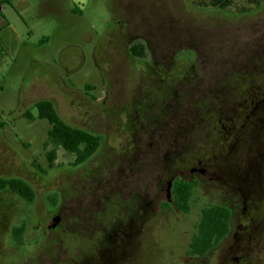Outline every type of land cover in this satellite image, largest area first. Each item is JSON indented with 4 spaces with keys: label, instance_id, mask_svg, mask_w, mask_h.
<instances>
[{
    "label": "rangeland",
    "instance_id": "obj_1",
    "mask_svg": "<svg viewBox=\"0 0 264 264\" xmlns=\"http://www.w3.org/2000/svg\"><path fill=\"white\" fill-rule=\"evenodd\" d=\"M207 1L0 0V178L21 179L35 193L26 205L0 192V264H80L88 257L101 264H264V210L237 230L242 199L218 187L209 169L188 213L155 200L165 168L174 167L169 160L180 158L174 147L197 143L203 150L213 139L202 117L201 138L191 127L178 139L197 116V99L205 113L215 92L235 100L264 91V3L249 13H241L244 0L226 11L196 5ZM133 44L144 46L143 58L130 56ZM41 100L69 126L102 137L82 166L72 168L73 157L59 149L48 168L50 126L34 108ZM243 138L228 168L219 154H202L197 167L208 168L215 156L223 177L259 192L264 126ZM214 204L235 212L237 240H222L205 259L189 258L201 210ZM245 204L250 218L253 204ZM120 225L126 237L111 241L122 239L121 249L99 250L104 231L112 235ZM19 227L24 246L10 239Z\"/></svg>",
    "mask_w": 264,
    "mask_h": 264
},
{
    "label": "flooded vegetation",
    "instance_id": "obj_2",
    "mask_svg": "<svg viewBox=\"0 0 264 264\" xmlns=\"http://www.w3.org/2000/svg\"><path fill=\"white\" fill-rule=\"evenodd\" d=\"M186 75V73H185ZM183 79V77H181ZM184 80V79H183ZM255 92L253 93L252 97L250 98H245V99H230L232 96V93L229 92L230 95H227L226 98H221V96H218V93L215 92L214 94L211 95L212 101L209 103V107L206 109V112L200 110V106H198V103L201 102L200 99H197V104L195 105V109L197 110L196 118L191 122V120L186 121V125L180 129L178 132V139L181 138L182 133L192 134V128L194 129L193 132L198 134L199 136L203 134V129H202V123L203 120L202 118L207 122H210L212 126L209 129V134L212 135L213 139L211 140L209 148H201L197 143L193 146H176L175 148V153L179 154L180 158H178L177 161H174L175 159L169 160V162L174 166L171 169H166V174H168L165 177V180L160 181L158 183L159 189L157 190V193L155 194V200L157 201L158 198L163 199L162 202H160V208L161 209H167L171 208L172 206H175V199L173 195V183L177 180H190V181H195L196 183L199 184V181L204 177L205 172L209 173V177L217 182H219L218 187L224 186L227 188V190L234 196H237L242 199V205L244 206L242 216H243V222L242 224H239V226H236L237 230L243 229L245 227V224L247 225V220L250 219L252 221V218L258 219V215L264 210L261 205L264 207V190L261 191H256V190H251L252 193L248 191V188L245 186L243 189H239L236 187V179H232V176L230 177L228 175L222 176L221 172L219 171L218 168V163L217 159L214 157L213 159V164L210 165L208 168H199L197 167L198 165L202 164V154L207 155H222L221 159L227 163L226 168H228V162L232 161L234 159L235 154L237 153V150L241 146V141L244 140L243 136L249 131V129L257 128L258 126H264V91L263 88L257 87L254 89ZM228 92V91H226ZM222 95V94H220ZM180 103L186 102L187 100L184 99L183 96L179 98ZM183 105V104H182ZM199 107V109H198ZM201 111V113L199 112ZM261 112L262 115L256 116L254 113L255 112ZM186 112L182 113L185 114ZM204 113L203 116L202 114ZM188 115V114H187ZM202 117V118H201ZM256 117V118H255ZM190 119V118H189ZM252 119V120H251ZM192 127V128H191ZM193 133V134H194ZM207 135V134H206ZM208 136V135H207ZM177 138V136H176ZM201 138V136H200ZM243 139V140H242ZM220 142V143H219ZM162 150V149H160ZM164 151V150H162ZM160 151V152H162ZM168 151V150H167ZM165 153V152H164ZM204 155V156H205ZM208 162L212 163L211 158L207 160ZM178 166H177V165ZM209 169V170H208ZM261 176L264 179V164L261 168ZM244 180L243 182L246 181L245 176L247 175L246 172H244ZM233 175V174H232ZM228 176V177H226ZM247 178V177H246ZM251 195V196H250ZM251 202L253 205L250 208V213L251 217L248 218L246 217V211L245 208L246 204L245 202ZM155 201H152L150 203L153 204ZM232 210V215L230 218V229L226 237L223 239H231V240H237L238 232L234 231L235 226L232 227L231 223L234 217V211ZM135 216V219H131V225L130 228L135 225L136 223V217H137V212L133 214ZM264 223V218L262 219ZM249 222V221H248ZM243 225V226H242ZM93 226V225H92ZM123 225H120V227L112 231V235L107 234L106 231H104L103 239L101 242V247L102 251L108 250V249H121V247L124 245V241L122 239H119L121 243H115L114 241H111V239L117 238L119 234H122L123 237H126V233L123 227V230L121 231V228ZM251 228V227H250ZM248 228V229H250ZM238 258H234V261H237ZM86 260V261H85ZM85 260L80 261V264H86L85 262L90 261L92 264H101L100 261L95 263L96 258H91L88 257ZM233 261V260H232ZM71 262H74L71 260ZM88 262V264L90 263ZM78 264V262H75L73 264ZM71 264V263H69Z\"/></svg>",
    "mask_w": 264,
    "mask_h": 264
},
{
    "label": "trees",
    "instance_id": "obj_3",
    "mask_svg": "<svg viewBox=\"0 0 264 264\" xmlns=\"http://www.w3.org/2000/svg\"><path fill=\"white\" fill-rule=\"evenodd\" d=\"M244 2L245 7L242 8L241 13H249L260 8L264 0H244ZM199 3L196 4L198 7L211 8L218 11H226L233 6V0H209ZM129 54L135 59H141L145 54V48L141 44H133L129 47ZM228 92L223 94V98H226ZM34 108L37 111L38 119L47 122L50 126L46 134V140L43 143V150L45 151L49 169L54 167L59 149L73 157V161L70 163L72 168L85 164L100 149L102 144L101 136L66 124L59 117L52 102L41 100L34 104ZM262 111H256L254 114L256 116L262 115ZM197 186L198 183L187 179L177 180L173 183L175 208L179 212L188 213L190 211V201ZM1 191L11 192L26 205H31L35 200L33 189L21 179L0 178ZM231 215L232 210L228 205L214 204L203 208L195 226V231L190 238L186 256L195 259H205L211 250L228 234ZM10 239L16 245L24 246L22 241L23 227L12 229Z\"/></svg>",
    "mask_w": 264,
    "mask_h": 264
},
{
    "label": "crops",
    "instance_id": "obj_4",
    "mask_svg": "<svg viewBox=\"0 0 264 264\" xmlns=\"http://www.w3.org/2000/svg\"><path fill=\"white\" fill-rule=\"evenodd\" d=\"M18 1H21V0H18Z\"/></svg>",
    "mask_w": 264,
    "mask_h": 264
}]
</instances>
